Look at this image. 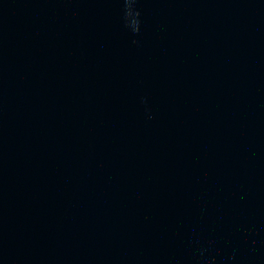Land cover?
Returning a JSON list of instances; mask_svg holds the SVG:
<instances>
[{"label":"water","instance_id":"obj_1","mask_svg":"<svg viewBox=\"0 0 264 264\" xmlns=\"http://www.w3.org/2000/svg\"><path fill=\"white\" fill-rule=\"evenodd\" d=\"M0 264H264V0H0Z\"/></svg>","mask_w":264,"mask_h":264}]
</instances>
